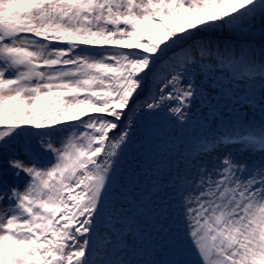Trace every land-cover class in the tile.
<instances>
[{"label": "snow or ice", "instance_id": "snow-or-ice-1", "mask_svg": "<svg viewBox=\"0 0 264 264\" xmlns=\"http://www.w3.org/2000/svg\"><path fill=\"white\" fill-rule=\"evenodd\" d=\"M0 264H264V0H0Z\"/></svg>", "mask_w": 264, "mask_h": 264}, {"label": "trees", "instance_id": "trees-1", "mask_svg": "<svg viewBox=\"0 0 264 264\" xmlns=\"http://www.w3.org/2000/svg\"><path fill=\"white\" fill-rule=\"evenodd\" d=\"M259 35V33L257 32V36ZM258 46V45H257Z\"/></svg>", "mask_w": 264, "mask_h": 264}, {"label": "rangeland", "instance_id": "rangeland-1", "mask_svg": "<svg viewBox=\"0 0 264 264\" xmlns=\"http://www.w3.org/2000/svg\"><path fill=\"white\" fill-rule=\"evenodd\" d=\"M257 118H259V117L257 116Z\"/></svg>", "mask_w": 264, "mask_h": 264}]
</instances>
